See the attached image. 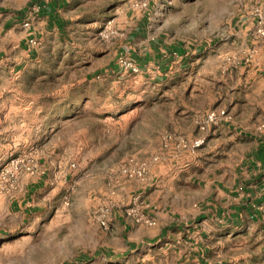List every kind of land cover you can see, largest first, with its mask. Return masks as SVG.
I'll return each mask as SVG.
<instances>
[{
    "label": "rangeland",
    "instance_id": "rangeland-1",
    "mask_svg": "<svg viewBox=\"0 0 264 264\" xmlns=\"http://www.w3.org/2000/svg\"><path fill=\"white\" fill-rule=\"evenodd\" d=\"M142 1L90 0L87 13L104 18L98 31L110 19L121 32L101 38L97 31L98 42L115 43L123 35L114 23L115 14L103 16L108 13L102 10H111V3L137 7ZM145 1L150 2L149 37L180 49L165 78L146 79L136 73L95 76L111 61V47L104 55L89 46L70 54L52 39L38 47L36 55L20 60L17 73H9L22 79L9 85L11 99L0 101L6 109L0 111V125H9L10 134L14 125L26 126L27 143L18 150L11 144L12 154L0 160V169L21 154L33 156L39 170L21 176L17 187L0 191V197L18 198L26 176H42L45 182L34 195V213L24 214L22 207L9 215L0 212V264H159L151 258L157 246L146 244L120 250L114 259L98 257L109 237L113 210L120 207L123 212L129 201L120 203V179L128 178L120 169L147 160L142 150L146 136L178 134L170 129L177 115L171 106L191 99L209 110L224 109L225 119L241 133L264 137V0ZM5 37L2 31L0 75L8 74L6 66L17 54ZM86 70L93 72L89 80ZM188 83L194 86L193 94L186 93ZM17 93L25 95L21 108L26 112L20 114L7 111L21 103L12 96ZM195 121L202 132L209 125L204 114ZM110 203L114 205L109 208ZM255 206L258 219L245 222L236 238L211 237L207 264H264V202Z\"/></svg>",
    "mask_w": 264,
    "mask_h": 264
},
{
    "label": "crops",
    "instance_id": "crops-1",
    "mask_svg": "<svg viewBox=\"0 0 264 264\" xmlns=\"http://www.w3.org/2000/svg\"><path fill=\"white\" fill-rule=\"evenodd\" d=\"M0 1L6 7L0 8L3 14L0 33L6 34L5 41L13 44L17 51L16 59L6 66L8 74L0 75V101L3 102L11 99L7 92L9 85L22 79L9 73H17L19 70L15 69L20 60L36 55L38 47L41 48L49 39L53 45L65 46L70 54L85 50L84 46H89L97 55L108 53L109 47L113 49L115 58L113 55L101 72H84L87 80L91 73L95 76L99 73H132L117 65L116 55L121 51L139 64L136 75L146 79L165 78L175 67L171 59L180 56L178 46L163 45L159 37H149V1L148 6L143 7H122L111 3V10L110 7L102 10L108 13L103 16L115 14L114 23L123 30V35L115 40L116 44L106 45L97 39V31L104 19L102 14L87 13L86 5L90 0ZM33 3L39 5L37 11H30ZM25 20H29V25L23 24ZM24 60L25 64L29 62ZM0 69H4L1 64ZM191 86L188 83L186 93L191 91L193 94L194 86ZM17 94L12 96L21 103L7 110L14 114L24 111L21 108L24 98L21 97L25 95ZM4 106L0 102L3 113L6 111ZM171 107L177 114L171 131L187 139L203 135L205 142L194 150L183 149L177 156H171L162 149L161 136H146L147 144L142 150L148 161L149 183L122 177L118 191L121 204L127 202L132 194L140 192L155 223H134L120 207L115 208L110 217V227L106 230L108 240L98 257L114 259L120 250L130 248L133 251L138 244H146L149 248L157 246L151 258L159 264H207L212 251L211 237L226 241L236 238L245 222L256 221L259 217V207L255 203L264 202V137L243 134L232 120L225 118H220L215 125H208L202 132L196 127L195 117L205 114L209 108L191 99ZM25 127L20 123L14 125V133L10 134L9 125H0V132L6 134L0 135V160L12 154L11 144L14 145L13 150L25 146ZM155 154L166 156L153 161L151 157ZM44 182L42 176H26L18 198L0 197V212L9 215L13 208L22 207L24 214L34 213L37 205L34 195L40 192ZM262 226L264 230V223ZM217 242L222 244L224 241Z\"/></svg>",
    "mask_w": 264,
    "mask_h": 264
},
{
    "label": "built area",
    "instance_id": "built-area-1",
    "mask_svg": "<svg viewBox=\"0 0 264 264\" xmlns=\"http://www.w3.org/2000/svg\"><path fill=\"white\" fill-rule=\"evenodd\" d=\"M141 6H145L147 2L144 0L139 3ZM39 5L33 3L30 6V11H37ZM29 20L23 22L24 25H29ZM114 35H121V32L114 27L110 19H107L104 26L98 31V36L101 38H109ZM33 42H35L33 40ZM116 63L123 71H129L132 73H137L140 69L139 64L129 55L124 52H119L116 55ZM227 113L224 109H212L204 114L205 124L211 125L216 123L220 118H227ZM208 126V125H207ZM205 142V136L200 135L194 139H187L182 135L174 133H166L161 138L162 149L168 151L171 156H177L178 153L183 149L194 150L200 147ZM166 156V155H165ZM163 154H156L151 157V160L157 161L163 157ZM39 170V165L35 158L31 155H15L11 157L0 169V191H10L17 187L20 177L28 174L34 173ZM120 171L128 178H136L142 183H149V170L148 161H136L129 165L121 167ZM68 200L66 199L65 203ZM114 204H108L109 208ZM109 211L106 208L103 212L102 223L106 224V218ZM123 213L131 221L137 224L153 225L155 223V218L153 215L147 212L146 202L140 192H136L131 195L129 201L123 207Z\"/></svg>",
    "mask_w": 264,
    "mask_h": 264
}]
</instances>
